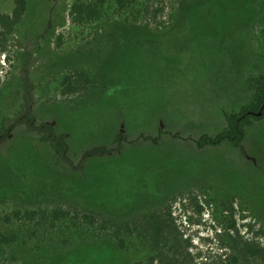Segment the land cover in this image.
<instances>
[{"label":"rangeland","instance_id":"rangeland-1","mask_svg":"<svg viewBox=\"0 0 264 264\" xmlns=\"http://www.w3.org/2000/svg\"><path fill=\"white\" fill-rule=\"evenodd\" d=\"M73 1L28 0L0 50V128L23 110L27 71L36 84L32 109L65 134L74 167L18 125L0 142V210L70 204L120 222L185 192L176 214L186 204L193 222L179 220L194 232L211 228L223 203L264 228V117L245 126L240 148L198 145L223 130L253 94L247 76L264 70V0H167L175 11L162 28L125 20L110 7L101 20L77 25ZM13 7L0 0V13ZM76 68L98 77L94 97L61 95V74ZM101 146L116 149L91 153ZM194 195L210 200L203 216L191 208ZM5 230L19 240L0 245V264H134L150 252L136 237L121 249L112 238L81 241V233L66 246L62 235L70 229L46 223L0 222Z\"/></svg>","mask_w":264,"mask_h":264},{"label":"trees","instance_id":"trees-1","mask_svg":"<svg viewBox=\"0 0 264 264\" xmlns=\"http://www.w3.org/2000/svg\"><path fill=\"white\" fill-rule=\"evenodd\" d=\"M13 3L11 12L0 13L1 51L6 50L9 35L27 11L28 0H13ZM108 7L125 20L145 21L158 28L170 23L175 11V5L167 0H74L70 6V17L77 25L94 23L103 18ZM99 84L98 77L84 68L65 71L59 80L60 93L65 97L87 93L92 98L96 95ZM35 85L26 71L24 88L27 93L24 95L23 110L13 122L0 128V142L7 139L18 125L25 124L29 131L39 135L40 141L53 149L57 160L74 167L65 134L57 133L50 122H39L32 109L30 97ZM246 86L253 90L249 100L229 114L222 131L215 136H202L198 140L199 146L224 143L232 144L236 148L242 146L245 126L264 117V70L252 71L246 78ZM124 137L119 135L117 139ZM114 147L101 146L91 150V153H109L116 149ZM184 193L179 197L175 196L163 206L145 212L138 220L119 222L99 212L61 204L1 209L0 222L4 225L34 226L46 223L48 228H58L62 232L70 229L62 235L66 246L71 244V237L75 233H81V241L89 238H112L121 249L128 248L132 237L140 239L141 242L147 241L150 246L148 256L134 264H264L263 227L249 220V216L244 211L237 210L234 203H223L224 213L214 220L211 228L205 227V233H200L199 228L194 232L179 220L184 216L193 222L192 217L186 214L189 211L187 205L184 204L183 208L185 214H176L177 199L187 202V194ZM189 199L194 213L203 216L210 200H205L207 204L200 202L197 195ZM196 223L200 225L202 220L199 219ZM18 240L19 234L15 230L0 231V245H12Z\"/></svg>","mask_w":264,"mask_h":264}]
</instances>
